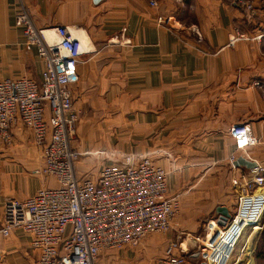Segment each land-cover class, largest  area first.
Segmentation results:
<instances>
[{"label":"crops","instance_id":"obj_1","mask_svg":"<svg viewBox=\"0 0 264 264\" xmlns=\"http://www.w3.org/2000/svg\"><path fill=\"white\" fill-rule=\"evenodd\" d=\"M254 1L256 14L248 16L229 0H158L154 7L145 0H21L35 27L64 26L86 49L69 84L77 114L71 145L83 155L111 154L98 169L124 153L147 156L167 170L168 193L178 200L168 231L104 248L94 264H167L169 240L203 234L210 219L219 225L218 205L234 211L248 165L227 161L231 125L247 123L256 139L237 156L264 167V0ZM16 5L0 0V78L37 80L41 63L14 23ZM159 15L167 24L156 22ZM28 136L21 123L12 127L15 144ZM14 150L0 143V220L6 197L55 184L26 173L28 161ZM92 155L77 163L88 168ZM74 171L87 177L78 165ZM36 256L19 228L0 239L3 263L31 264ZM201 262L186 255L181 264Z\"/></svg>","mask_w":264,"mask_h":264},{"label":"built area","instance_id":"obj_2","mask_svg":"<svg viewBox=\"0 0 264 264\" xmlns=\"http://www.w3.org/2000/svg\"><path fill=\"white\" fill-rule=\"evenodd\" d=\"M229 1L248 15L256 11L254 0ZM145 2L154 7L158 0ZM168 19L159 15L156 22L167 24ZM14 23L22 28L25 45L34 47L41 69L37 80L0 78V142L10 143L12 127L21 123L41 153V165L33 171L51 176L55 184L23 198L6 197L0 239L13 228L27 233L37 249L31 264H94L104 248H119L148 233L168 231L178 201L168 193L167 170L147 156L124 153L119 160L102 165L93 179L75 174L79 152L70 140L77 114L69 84L75 80L79 57L86 52L80 40L64 26L35 27L21 0H17ZM229 134L232 149L226 158L232 165L237 154H246L256 139L247 123L231 125ZM263 213L264 167L253 161L242 176L227 220L219 225L208 221L201 236H192L195 250L188 251L184 239L169 240L161 259L181 264L187 255L201 258L203 264H230L242 233L256 225L261 229ZM0 264L6 263L0 259Z\"/></svg>","mask_w":264,"mask_h":264},{"label":"rangeland","instance_id":"obj_3","mask_svg":"<svg viewBox=\"0 0 264 264\" xmlns=\"http://www.w3.org/2000/svg\"><path fill=\"white\" fill-rule=\"evenodd\" d=\"M255 14H256V11L254 12V14H249V15L247 14V15L248 16H254ZM21 76L33 78V77H31V75H27V74H24ZM25 130L28 132L27 128H25ZM72 140H74V139H72ZM73 142L74 141H72V147L74 146L73 148L77 150L76 146L73 145L74 144ZM0 143H1V145L8 146L9 149H15L14 150L15 154H13V155L15 156L16 159H20L21 157H24V159L26 161H28L26 164L29 167L26 169V173H33L34 171L32 170V168L34 169V168L39 167L41 165V161H42L41 158L42 157H41V155L39 157L38 148L34 144L33 140L30 138V136H28L26 138V140L22 142V145H20V143L15 144V142H13L12 139H11L10 143H2V142H0ZM19 146L24 147L23 153H21L20 150H18ZM106 154H109V153H100L98 155L90 154V155H92L91 160H93V156H94L95 161H94V163L90 164V166L88 168H83L81 166V164H78L77 162L80 161L82 158H84V156H90V155H87V154L83 155V154L79 153L76 156V159L74 161V165L75 166L78 165L81 173L83 172V173H85L84 174L85 176L93 179L94 177H92V175H94L98 169V168H96V165L97 164L100 165L102 163V161L107 156ZM109 155H111V154H109ZM34 173L39 174V175H44V174H40V173H36V172H34ZM46 176H48V175H46ZM234 185L236 186V184H234ZM177 212H178V209L174 213V215H176ZM210 224L214 225V221L211 219H210ZM261 225H262L261 229H258L257 232H255L253 234H249V232L246 231V233L238 240L236 246L234 247L232 256L230 258V264H264V213H263L262 218H261ZM153 233L156 234L159 232L155 231ZM185 233H188V234H185ZM150 234H152V233H150ZM179 235L180 236L177 239L178 240L184 239V241H186V243L188 245V248H189L188 251H190V250L197 249V247H196L197 242L192 239V236H196V235L201 236L202 234L183 231ZM115 249H118V248H115ZM99 252H101V250ZM193 258L195 260H201V258H198V257H193Z\"/></svg>","mask_w":264,"mask_h":264},{"label":"water","instance_id":"obj_4","mask_svg":"<svg viewBox=\"0 0 264 264\" xmlns=\"http://www.w3.org/2000/svg\"><path fill=\"white\" fill-rule=\"evenodd\" d=\"M233 163L234 164L242 163V164H246L248 166H250L252 164L251 161L245 160L241 156H237V158L233 161ZM216 212L218 214L216 222L220 223V224H223L227 220V218L230 216L228 209L224 205L216 206ZM201 264H203V263L201 262Z\"/></svg>","mask_w":264,"mask_h":264},{"label":"bare ground","instance_id":"obj_5","mask_svg":"<svg viewBox=\"0 0 264 264\" xmlns=\"http://www.w3.org/2000/svg\"><path fill=\"white\" fill-rule=\"evenodd\" d=\"M210 221V220H209ZM259 224V223H258ZM260 226L259 225H256V226H254L253 227V229L252 228H249V229H246L243 233H242V236L246 233V231L247 232H249V234H253V233H255V232H257V229L259 228ZM241 236V237H242ZM240 237V238H241ZM237 244V243H236ZM236 246V245H235Z\"/></svg>","mask_w":264,"mask_h":264}]
</instances>
